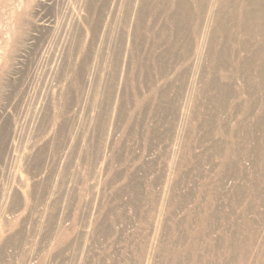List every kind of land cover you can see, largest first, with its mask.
<instances>
[{"label":"bare ground","instance_id":"1","mask_svg":"<svg viewBox=\"0 0 264 264\" xmlns=\"http://www.w3.org/2000/svg\"><path fill=\"white\" fill-rule=\"evenodd\" d=\"M79 8L86 12L83 20L90 35L85 63L93 61L98 38L99 51H109L107 59L115 64L101 76L100 69L92 66L97 84H110L109 90L98 94L97 104L103 112L96 120L90 117L101 135L97 154L102 157L111 126L115 132L123 129L118 139L113 138L112 150H116L108 157L111 166L124 161V155L116 153L122 151L127 138L145 140L151 146L165 133L177 130L181 148L173 155L172 166L178 178L166 183L160 197L152 192L145 199L140 175L144 165L130 177L129 186L104 200L108 211L95 219L89 249L68 243L61 228L54 227L55 217L51 218L56 252L48 262L32 260V264H53L68 250L76 264H135L133 254L143 264L152 259L157 264H264V231L256 221H264V0H80ZM111 73L113 84L108 81ZM141 84L150 85L147 93ZM131 97L138 104L125 114ZM118 99L117 112L110 106ZM149 113L154 116L153 124L144 118ZM195 145L203 152H192ZM195 164L206 166L215 180L204 179L191 192H184L180 185L186 175L177 169ZM237 181L232 191L225 190L226 183ZM221 199L229 202L224 210L217 208ZM113 200L116 206L111 208ZM183 210L179 220L177 215ZM51 214L55 215L53 209ZM155 223L160 238L159 233L155 236ZM121 233L127 244L122 258L112 248ZM135 233L141 235L138 245ZM7 244L16 246L17 258L23 263V244L14 238ZM39 251L46 253L47 245ZM83 252L88 259L78 258Z\"/></svg>","mask_w":264,"mask_h":264},{"label":"rangeland","instance_id":"2","mask_svg":"<svg viewBox=\"0 0 264 264\" xmlns=\"http://www.w3.org/2000/svg\"><path fill=\"white\" fill-rule=\"evenodd\" d=\"M79 4L80 0H0L1 264H25L27 259L26 264H32V260H51L56 252L54 245L52 246L53 231L49 227V221L53 217L54 227L61 228L62 236L68 243L73 247L89 249L95 219L104 217L108 211L104 208V200H111L115 190L125 188L130 183V177L144 168V165L147 169L140 175L144 177L142 194L145 199L152 192L160 197L166 183L178 178L176 166H172L173 155L175 157L176 151L181 148L176 140L177 130L165 133L161 141L151 146L145 140L132 141L127 138L122 151L116 153L124 155V163L111 166L108 157L116 150H112L113 138L118 139L123 132L121 129L117 135L118 132L111 126L108 140L103 145L102 157L97 154L101 135L93 128L95 123L92 120H96L103 112L97 104L100 97L98 94L109 90L110 84L104 83L100 87L92 76V66L100 69L98 74L101 73V76L104 71H111L115 64L107 59L109 51H99L98 38L93 45V61L85 63L90 35H87V25L83 20V13L86 15V12L80 10ZM75 43L79 47H75ZM79 72L81 76H78ZM112 75L113 73L108 76L111 84ZM141 86L146 93L150 89V85ZM137 104L134 97L129 98L124 113L129 114ZM110 109L119 111V99ZM147 115L145 120L150 124L155 123L153 114ZM203 121L204 118L199 124ZM198 146L195 145L192 150L195 154L203 152V148ZM213 164H216L215 160ZM246 166L248 167L247 164ZM177 171L186 175L180 185L184 192H191L204 179L211 182L215 180L206 166H182ZM146 172H150L149 175ZM232 183L234 186L239 184L238 181L229 182L228 185L226 183V191L233 190ZM143 202L147 203L146 200ZM217 203L219 210H224L229 205L226 199ZM145 205V208L148 207ZM115 206L116 202L113 200L109 207ZM52 209L55 215L51 214ZM128 217L129 215L126 219ZM183 217L184 210L177 215L179 220ZM256 221L264 231V221L261 222L258 218ZM137 225L141 226L139 223ZM155 226L156 223L155 236L158 238L159 233L160 238L161 231L157 228L155 230ZM187 229H182V232ZM129 233L128 230L126 236ZM219 233L218 231L217 234ZM124 236V233L118 234L115 239L119 243L112 247L118 250L121 258L127 247L123 243ZM133 236L138 245L141 235L135 233ZM12 238L23 244L20 248L26 253L23 263L17 258L16 246L7 244ZM44 244L47 245V251L42 254L39 249ZM72 255V250H68L53 264H76ZM133 257L136 259L135 264H143L135 254ZM78 258L86 260L88 254L83 252ZM152 263L157 264L153 259L150 260V264Z\"/></svg>","mask_w":264,"mask_h":264}]
</instances>
